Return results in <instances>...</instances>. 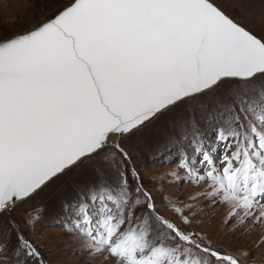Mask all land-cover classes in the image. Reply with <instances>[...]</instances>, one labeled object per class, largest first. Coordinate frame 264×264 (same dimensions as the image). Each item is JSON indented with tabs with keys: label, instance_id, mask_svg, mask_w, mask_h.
I'll list each match as a JSON object with an SVG mask.
<instances>
[{
	"label": "snow or ice",
	"instance_id": "1",
	"mask_svg": "<svg viewBox=\"0 0 264 264\" xmlns=\"http://www.w3.org/2000/svg\"><path fill=\"white\" fill-rule=\"evenodd\" d=\"M85 168L58 217L79 264H258L264 26L219 0H62L0 29V264H52L37 200Z\"/></svg>",
	"mask_w": 264,
	"mask_h": 264
},
{
	"label": "rangeland",
	"instance_id": "2",
	"mask_svg": "<svg viewBox=\"0 0 264 264\" xmlns=\"http://www.w3.org/2000/svg\"><path fill=\"white\" fill-rule=\"evenodd\" d=\"M61 2L62 0H0V29L10 32L23 26H31V22L37 18L44 19ZM219 2L229 13L243 19L245 23L253 24L257 31L264 26V0H219ZM20 18H23L25 24L21 23ZM167 158L168 154L159 157L161 161ZM151 168L153 171L167 170L161 168L159 164H154ZM89 172L87 168L78 170L42 193L37 200V203L46 205L47 212L43 214V220L36 225L32 235L52 264H79L83 259L70 255L76 246L64 243L71 237L64 234L59 226L58 217L61 205L73 194V186L83 182ZM184 191H187V186ZM254 258L258 264H264V254L261 252H254Z\"/></svg>",
	"mask_w": 264,
	"mask_h": 264
}]
</instances>
